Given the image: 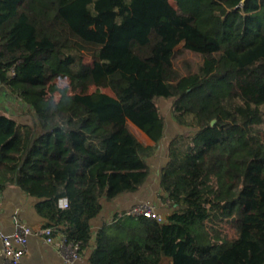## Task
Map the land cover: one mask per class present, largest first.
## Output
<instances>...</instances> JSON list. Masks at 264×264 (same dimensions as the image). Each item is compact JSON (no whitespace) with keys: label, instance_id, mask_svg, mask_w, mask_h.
Listing matches in <instances>:
<instances>
[{"label":"trees","instance_id":"obj_1","mask_svg":"<svg viewBox=\"0 0 264 264\" xmlns=\"http://www.w3.org/2000/svg\"><path fill=\"white\" fill-rule=\"evenodd\" d=\"M0 87L31 118L0 107V191L37 198L91 264H264V0H0ZM161 100L188 129L161 173L174 212L119 213L94 238L104 202L151 175Z\"/></svg>","mask_w":264,"mask_h":264},{"label":"crops","instance_id":"obj_2","mask_svg":"<svg viewBox=\"0 0 264 264\" xmlns=\"http://www.w3.org/2000/svg\"><path fill=\"white\" fill-rule=\"evenodd\" d=\"M174 126V133L177 135L179 134L177 132L181 126L177 124H174ZM142 134L144 136L143 143L145 145H154V142L147 135L143 132ZM161 144L156 153L149 160L151 165V175L144 187L137 193L125 195L112 202H104L101 214L92 220V233L94 238L105 223L112 221V219L119 213H128L131 207L137 203L151 202L157 211H164V213L169 211L165 208L162 209V204L158 199L159 196H163V199L166 198V195L161 190V173L163 167L168 161V157L165 156L163 161L160 159L159 153L161 152ZM167 145L168 143L166 146ZM156 178L159 179L155 180ZM38 202L39 200L37 198L28 196L25 192L15 186H9L3 191H0V233L12 235L21 225L29 226L33 230V234L29 236L28 239L27 253L24 257V262L26 264H91V248L77 260L67 261L64 259L60 251L62 245V237L60 235L55 237L53 243H48L46 241L41 230L46 227L48 222L38 214L36 210ZM167 202L169 201L166 200V203ZM173 212L174 210L168 214L166 213L167 217ZM0 264H7L3 253L1 237Z\"/></svg>","mask_w":264,"mask_h":264},{"label":"rangeland","instance_id":"obj_3","mask_svg":"<svg viewBox=\"0 0 264 264\" xmlns=\"http://www.w3.org/2000/svg\"><path fill=\"white\" fill-rule=\"evenodd\" d=\"M184 46V43H182L179 46V49H181ZM192 62L193 63H187V62ZM203 61V59H201L200 57H196L193 54H186L185 56H181L178 59V65L180 66V68H183V66H196L197 64H201ZM186 64V65H185ZM57 85L60 89H67L68 92L70 91V81L68 80H58ZM101 90L102 92L108 93V94H112L111 91L109 89H97L95 87L91 88L88 93H93L95 91ZM60 97V93L56 94V98L59 99ZM166 118H167V125H166V137L165 140L162 142L161 144V152L159 153L160 159L163 161L164 157L169 155V151H168V146L170 143V140H172L174 138V136H176L174 133V124H177L172 116V105H173V101L172 100H161L159 102ZM0 107L2 108V110L5 113L10 114L12 117L16 118L19 122L25 123V122H30L31 118L30 116H28V108L27 106L16 96L12 95L6 88L4 87H0ZM178 125V124H177ZM132 130L135 133V135L138 137V139L141 142H144V136L142 134L141 131H139L136 127L132 126ZM188 132V129L186 128H179L178 132L179 134L182 133H186ZM190 132H193L192 130H190ZM168 143V145L166 146V144ZM167 149H166V148ZM159 178H156L155 180H157ZM158 199L160 200L159 202L162 204V209L165 208L169 211H167L166 213L168 214L169 212H171L172 210H174V208L171 206V204L169 202L166 203V200L163 199L162 197H158ZM151 204L153 207H155L151 202H146ZM161 214H163V216L167 217V214L163 212H160ZM228 235L230 237H232L235 232L233 229L228 228Z\"/></svg>","mask_w":264,"mask_h":264},{"label":"built area","instance_id":"obj_4","mask_svg":"<svg viewBox=\"0 0 264 264\" xmlns=\"http://www.w3.org/2000/svg\"><path fill=\"white\" fill-rule=\"evenodd\" d=\"M61 206L63 208L68 207V202L65 199L61 200ZM134 217H146L149 219H155L159 223H165L166 217L156 210L151 204L146 202L137 203L131 207L127 213ZM42 235L45 236L48 243H53L55 240L54 231L52 228H44L41 230ZM33 234L31 227L21 225L17 231L12 235H6L0 233L1 241L3 244V253L7 261V264H26L24 257L27 253L28 239ZM62 256L67 261H74L80 258L79 245L68 244L64 238H62V245L60 249Z\"/></svg>","mask_w":264,"mask_h":264},{"label":"water","instance_id":"obj_5","mask_svg":"<svg viewBox=\"0 0 264 264\" xmlns=\"http://www.w3.org/2000/svg\"><path fill=\"white\" fill-rule=\"evenodd\" d=\"M216 123V120H214L213 122H212V125H214Z\"/></svg>","mask_w":264,"mask_h":264}]
</instances>
